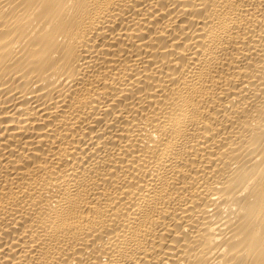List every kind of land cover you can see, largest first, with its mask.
<instances>
[{"label":"bare ground","instance_id":"obj_1","mask_svg":"<svg viewBox=\"0 0 264 264\" xmlns=\"http://www.w3.org/2000/svg\"><path fill=\"white\" fill-rule=\"evenodd\" d=\"M0 264H264V0H0Z\"/></svg>","mask_w":264,"mask_h":264}]
</instances>
